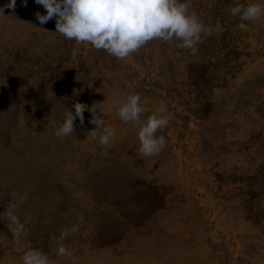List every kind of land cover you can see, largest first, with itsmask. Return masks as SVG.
Listing matches in <instances>:
<instances>
[{
  "label": "rangeland",
  "instance_id": "1",
  "mask_svg": "<svg viewBox=\"0 0 264 264\" xmlns=\"http://www.w3.org/2000/svg\"><path fill=\"white\" fill-rule=\"evenodd\" d=\"M182 2L213 28L195 54L157 39L123 59L41 25L34 0L0 12V264H264V17L230 11L264 0ZM128 94L141 121L166 107L158 154L119 118ZM76 102L84 123L57 137Z\"/></svg>",
  "mask_w": 264,
  "mask_h": 264
},
{
  "label": "clouds",
  "instance_id": "2",
  "mask_svg": "<svg viewBox=\"0 0 264 264\" xmlns=\"http://www.w3.org/2000/svg\"><path fill=\"white\" fill-rule=\"evenodd\" d=\"M27 6L28 0H22ZM43 7L46 14L35 13L38 22L43 25L49 20H55L57 33L67 39L80 43H89L95 49H103L118 59L128 57L151 40L171 42L174 38L181 41L179 47L196 52V45L201 41V32L211 35L213 28L200 22L195 12L182 0H34ZM16 0L0 6L15 8ZM233 16L239 15L242 21L241 29L246 28L244 21H256L264 17V3L240 4L231 8ZM220 30V25L215 27ZM139 94H128L126 99L114 101L119 118L139 126V152L144 156L158 154L166 144L163 136H157L158 130L168 125V120L161 115L166 111L161 106L141 121L145 109L141 106ZM75 112L66 110L64 120L56 129L57 137H68L74 131V122L79 118L84 123V112L87 105L76 102ZM100 130L98 143L107 146L115 136V130L106 126L104 119L93 114L90 121ZM102 129V130H101ZM94 138L96 131H92ZM60 256H69L68 250L60 246ZM22 264H51L49 256L39 249H29L22 256Z\"/></svg>",
  "mask_w": 264,
  "mask_h": 264
}]
</instances>
